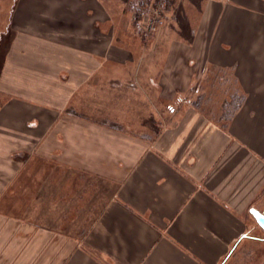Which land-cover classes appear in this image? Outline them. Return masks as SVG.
Returning <instances> with one entry per match:
<instances>
[{
    "label": "crops",
    "instance_id": "1",
    "mask_svg": "<svg viewBox=\"0 0 264 264\" xmlns=\"http://www.w3.org/2000/svg\"><path fill=\"white\" fill-rule=\"evenodd\" d=\"M202 2L151 61L105 0H0V264H264V0Z\"/></svg>",
    "mask_w": 264,
    "mask_h": 264
},
{
    "label": "rangeland",
    "instance_id": "2",
    "mask_svg": "<svg viewBox=\"0 0 264 264\" xmlns=\"http://www.w3.org/2000/svg\"><path fill=\"white\" fill-rule=\"evenodd\" d=\"M142 4L144 6L141 7ZM105 6L107 10L115 11L117 14L119 11H123L122 17H117L119 18L118 23L122 29L132 34V47L135 51L134 59L142 58L151 61L189 59L188 45L190 46V44L194 43L191 30L198 27L199 16L202 14L203 9L202 0H105ZM135 9L140 13L137 19L136 16L135 18L132 16L135 13L133 11ZM156 15L161 23L153 31L148 32L145 29V23L149 19L156 18ZM179 69V71L182 70L181 68ZM225 92H227L225 86L217 87L215 92V96L217 95L216 99L223 96L227 98L228 93ZM216 99L211 98L210 101H202L207 103L204 106L209 109V103H212V106L220 104L221 100L216 101ZM155 102L159 105L161 104L159 100ZM201 105L203 106V103ZM226 105L228 106L229 104H225L224 107H227ZM217 111L219 113V110ZM219 116L214 115L213 118L219 119ZM10 214L15 215V213ZM85 218L86 214L71 213L70 219L72 220L73 228L66 229L62 227L59 229L60 232L79 239L82 228L76 226L82 224ZM57 232L59 233V231Z\"/></svg>",
    "mask_w": 264,
    "mask_h": 264
},
{
    "label": "built area",
    "instance_id": "3",
    "mask_svg": "<svg viewBox=\"0 0 264 264\" xmlns=\"http://www.w3.org/2000/svg\"><path fill=\"white\" fill-rule=\"evenodd\" d=\"M161 21L160 19L157 17L154 19H149L146 23H145V29L149 32V31H153L158 24H160Z\"/></svg>",
    "mask_w": 264,
    "mask_h": 264
},
{
    "label": "water",
    "instance_id": "4",
    "mask_svg": "<svg viewBox=\"0 0 264 264\" xmlns=\"http://www.w3.org/2000/svg\"><path fill=\"white\" fill-rule=\"evenodd\" d=\"M257 223L262 227L264 228V217L259 215L258 213H253Z\"/></svg>",
    "mask_w": 264,
    "mask_h": 264
},
{
    "label": "trees",
    "instance_id": "5",
    "mask_svg": "<svg viewBox=\"0 0 264 264\" xmlns=\"http://www.w3.org/2000/svg\"><path fill=\"white\" fill-rule=\"evenodd\" d=\"M142 6H144V4H142L141 7H142ZM133 11L135 12V13H134V18H135V16H136V19L139 18V14H140V13L138 12V10L135 9V10H133Z\"/></svg>",
    "mask_w": 264,
    "mask_h": 264
}]
</instances>
